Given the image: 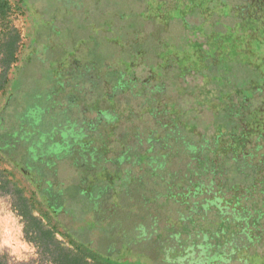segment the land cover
<instances>
[{"label":"rangeland","instance_id":"374dc122","mask_svg":"<svg viewBox=\"0 0 264 264\" xmlns=\"http://www.w3.org/2000/svg\"><path fill=\"white\" fill-rule=\"evenodd\" d=\"M209 1L211 5H207ZM7 2L11 12L8 15L6 29L13 30L19 39L16 52L18 62L5 72L7 81H10L12 77L13 79L6 92L8 102L5 112L0 114V118L3 116L6 129L11 132L24 128L44 135L38 134L32 137L35 133L31 134L26 140L28 143H22L23 146L17 152L21 154L22 150L26 153V149L32 147L34 155L39 154L38 163L55 162L61 171L60 179L64 181L60 186L72 195L77 192L76 184H74L77 177L66 172L67 165L63 163L65 158L77 166L95 167L89 169L90 172L93 171L89 180L90 195L95 194L96 188L104 183V166L107 170L111 169V174L115 172L113 169H119L121 174H117V182L112 183L114 191L111 190V194L118 195L116 201L121 205L119 204L117 213H113L116 205L111 202L106 210L100 209L98 214L109 222L110 217L115 216L112 220L121 221L124 233L128 230L129 235L126 237L130 239V231L138 238L147 234V227L143 230L144 223L148 224V221L149 223L152 221V218L151 220L147 218V213L150 217L158 214L156 210L146 208L144 200H147L149 204L155 203L157 209L167 208L166 211H173L168 214L169 222L176 221L175 225L184 230V235L192 237V239L184 240L186 242H180V246L196 244L199 239L202 244L200 249L192 250L190 254L185 255L183 260L177 262L179 264H196V262L208 264L205 262L216 255L223 260L220 250L224 251L228 246L222 248L221 245L229 239L228 237L234 240L236 252L242 247V251H239L237 256L246 259L247 264H264V231H261L260 237L257 238L254 237L253 232H249V235L254 238L252 241L246 239V235L239 228V226L243 228L244 223L234 220L233 215H236V212H232L231 207L224 205L222 201L216 204L225 213H220L213 206L204 209L199 206L197 209L200 213L196 216L192 215L194 216L192 220L186 222L178 220V216L188 217L186 205L189 203L187 202L193 200L198 205L202 201L198 197L187 200L182 194L166 197L167 186L172 187L175 182L178 186L187 181V177L193 178V176L186 171L188 176L184 181H179L180 171L177 170L176 165H173L172 169L168 168L175 174L171 176L172 178L161 170H157L159 177L153 176L151 168H156L158 148L155 144L157 141L153 142L149 151L146 147L148 141L141 140L142 142H138L136 148L127 153L128 160L123 159L120 163L116 159L119 158L120 149H124L125 146L120 148L114 142V139L118 137V140L122 139L125 133H133L131 126L139 125L137 121H134L129 126L126 117L130 118V113L122 109V105L129 103L130 100L135 99L137 103L141 102L132 114L140 117L147 110L156 108L158 117H161L160 122L172 128L180 125L183 128L182 124L194 117V112L178 110L170 102H157L156 96L161 97L174 87L177 75L180 78L185 76L183 92L193 90L191 93L197 98L200 97L196 93H202L200 99L206 106L202 112H208V106L214 102L210 128L213 132L220 131L219 143L223 146V149L217 153V157L220 158L222 153H225L224 146L236 147V139L240 138L239 126L243 123L240 114V98L249 95L251 87L249 80L256 81V85L264 80V18L252 14L249 9L242 14H237V8L227 0H20V3L18 0H7ZM200 12H203L201 13L203 15L196 17ZM253 26L255 28H249ZM8 33L6 31V34ZM1 65L0 62V74L4 70ZM14 66L18 67L15 76H13ZM241 74L250 79L238 78ZM124 76H126L125 81ZM212 79L216 86L205 89L203 87L198 91L197 88L191 89L192 84L200 82L203 84ZM257 87L261 88V86ZM50 90L53 92L49 96ZM107 94L118 98L117 109L119 110L117 113L114 110V113L120 120L116 124H114L116 118L112 110L104 109L114 104L107 99ZM127 94L134 97L129 98ZM4 100L5 93H0V107ZM99 107L101 109H97ZM33 108L43 110L39 122L29 114ZM103 112L109 117L105 119L104 116L101 117ZM97 114L100 116L99 120H95ZM66 121L72 130L71 140L62 138L60 134L65 129ZM88 121L95 123L97 129L88 128ZM256 122L258 125L254 124V126L257 132L264 127V118L259 117ZM139 128L142 127L139 126ZM108 130L111 131L113 142L110 138L106 139L109 137ZM225 131L233 133L235 137L228 138ZM99 132L104 142L106 141V145L114 143L109 145L111 148L105 154L103 150L101 153L98 149V143L86 146L84 143L89 136L90 140L98 142L97 133ZM141 133L143 134L144 130H141ZM48 134L49 136L54 134L53 138L50 139ZM137 137L131 136L127 147L136 144ZM28 139L33 140L32 143ZM53 143L63 147L69 146L71 154L64 151L60 145H57L53 152ZM169 144L170 153H174L173 145L171 149V143ZM145 148H147L146 154H143L141 150L144 152ZM176 154L183 159V153L178 145H176ZM213 155L215 156V153ZM109 157L113 160L98 162L100 158L102 160ZM174 157L176 158V155ZM194 169L196 170L197 167L195 166ZM214 169L217 170V167L214 166ZM2 170L12 172L13 184L28 194L30 188L20 175L0 160V172ZM199 173L201 177L206 175V179L214 176L205 169H201ZM243 173L246 175L245 172ZM43 174L45 175L44 172ZM217 185L220 190L227 192V186L224 183L221 182L223 188L220 184ZM261 188L264 189L263 185ZM10 189L11 186L2 187L0 183V258L2 262L4 264H52L49 254L45 253L37 243L28 240L24 222L14 210V200ZM177 193L180 192L177 191ZM244 193L250 197L258 195L256 188H248L244 190ZM99 195L101 196V193ZM174 199L182 201L179 206L172 203ZM206 199L212 200L209 196ZM162 203H164L163 207H160ZM253 207L258 211L264 210V204L254 199ZM73 209L76 215L72 229L81 235L79 228L90 219L89 213L88 211L84 213L83 205H75ZM159 213L163 214V212ZM112 214L115 215L109 216ZM227 214H231L232 217L226 216ZM163 216L159 218V226L166 221L168 223L166 215L163 214ZM255 222H258L255 228L264 230L263 222H260L261 224L259 220ZM138 226L143 228H137ZM151 226L150 224L149 227ZM219 229L225 236H217ZM155 231V236L158 235L161 243L159 248L155 249L157 254L160 256L176 254L178 247L176 252L172 253L166 245V236H168V244H174L176 240L173 236L169 238L170 229L159 227ZM252 231H255L253 227ZM95 234H98L96 230L90 229L84 231L81 237L92 238ZM203 234L205 235L202 236ZM108 235L110 236L111 233ZM58 240L61 238L58 237ZM259 242L260 245L256 250L254 244ZM207 243L209 246H206ZM122 245L123 242L120 244L123 248ZM135 250L139 248L136 247ZM144 251L150 253L151 249L146 248ZM186 251H189L188 248ZM201 258L204 263H200ZM218 262L234 264L233 260ZM212 263L215 264L216 261Z\"/></svg>","mask_w":264,"mask_h":264},{"label":"trees","instance_id":"16d2710c","mask_svg":"<svg viewBox=\"0 0 264 264\" xmlns=\"http://www.w3.org/2000/svg\"><path fill=\"white\" fill-rule=\"evenodd\" d=\"M18 1V3H20V0ZM227 1H231L233 4L232 6L237 8V14H242L249 9L252 14L259 15L261 18H264V0ZM209 4L211 5V1L207 3V5ZM10 12L7 0H0V62L2 64L1 66H3L2 68H4L3 72L0 74V93H5V100L0 107V114L5 112L6 104L8 102L6 92L13 79L12 77L10 81H7L5 72L18 62L16 52L18 50L19 39L13 30L8 28L6 29V25L8 24L7 19ZM201 13L203 12H200L196 17L200 15L202 16L203 14ZM259 20L261 21V19ZM245 28H255V26ZM6 31L9 33L6 34ZM247 31L249 32V30ZM212 65L214 66L215 64L213 63ZM14 67L16 71L18 67ZM15 71L13 76L17 74V71ZM125 77L126 76L123 78L124 81L126 80ZM184 77L182 76V78H180L176 75L175 78L177 79L175 80L174 87H172L170 91H166L163 96H156V98L157 102L172 103L178 110H186L188 112L192 111L194 112V117L189 118V121L185 122V124L183 123V128L181 125H178L179 127L177 128H172L163 124L162 121L160 122L161 117H158L159 114H157L156 108L147 110L146 113L140 115V117H137L136 114H132L135 107L141 102L137 103L135 99L134 101L128 99L130 100L129 103H124V105H122V109L127 110L130 113V118L126 117V119H128V124L130 126L134 121H137L139 125L138 127H130L131 129L133 128V133H125L123 138L119 140V137L114 139V142L118 147L121 148L122 146H125L124 149H120L121 153L118 156L119 158L116 160L118 163H120L123 159L128 160L129 156L127 153H129L133 148H136L137 143L142 142L141 140H143V142L144 140L148 141V143L146 142V147L149 151H151L154 144L153 142L157 141L155 144V147L158 148L157 161L155 162L156 168H151L153 170V176L159 177L157 170H161L164 173L169 174L170 177L174 176V172L169 170L170 168L172 169L173 165H176L177 170L180 171L178 176L179 181H184L186 176H188L186 171H189L191 176H193V178L187 177V181L182 182L178 186L175 185L176 182L173 183L172 187L167 186L166 197L182 194L187 200L189 198L194 199L198 197L202 201L198 205H196V202L193 200L187 202V204L189 203V205H186L188 208V217L178 216V220H183V222L192 220L194 216L199 215L200 212L197 209L199 206L202 209L213 206L217 208L220 213H225L224 211H221L219 206L216 204V202L222 201L224 205L231 207L232 212H236V215H233V219L238 223H244V227L242 228L239 226V228L246 235V239L252 241L254 237H260L261 231H264L263 228H261V230L255 228V225L258 224L255 220H259V223L263 222L262 224H264V210L258 211L253 207V199L255 201L262 202V205L264 204V189L261 188V185L264 187V127L256 132V128L254 126V124L258 125L256 120H259V117L264 118V80L263 82H260L259 85H256V81L249 80L248 83L251 86L249 95H246L248 97L244 96L240 98V114L242 115L241 119H243V123L239 126L241 131L239 132L240 138L236 139L237 146H224L225 153H222L223 155L218 158L217 153L223 149V146L219 143V138L221 136L220 131L213 132L210 128L212 124L211 116L213 108L215 107L213 104L214 102H211L208 106V112H202V109L206 108L204 103H202V99H200L202 97V93H196V95L200 97L197 98V96L195 97L191 93L193 90L183 92L185 88ZM239 77L241 79H250L249 77H244L243 74L239 75L238 78ZM206 82L207 83L204 82L203 84L202 82L195 83V85L192 84L191 89L197 88L198 91L203 89V87L205 89L210 88L213 85L216 86L213 79L207 80ZM257 86H261V88ZM52 92L53 91L50 90L49 96ZM110 94H107V99H110L115 105L113 104L112 107L110 106L104 109L106 110L109 108V110H112L113 113L114 110H116L117 113L119 110L117 109L118 98L116 96L113 98ZM131 97L133 98L134 96L129 95V98ZM193 97H195V99ZM97 109H101V107ZM97 109L96 111L101 112V110ZM42 111L43 110H39L38 108H33L30 110L29 114L30 116H34V119L39 122ZM116 113L113 114L114 118H116L114 124L120 120V118L116 116ZM101 114V117L104 116V119L109 117L106 116L104 112ZM99 117L100 116L97 114L95 120H99ZM109 120L112 119L109 118ZM218 121H220V119H218ZM221 122L223 123V120H221ZM4 124V118L2 116L0 118V160L20 175L22 180L30 188V191H28L27 194L22 188L16 184L14 185V181L12 182V177L14 176L12 172L9 171L7 172L2 170L0 172V183L2 184V187H8V185L11 186L10 194L13 196L14 210L24 222V229L26 230V235L29 237L28 240L30 242L37 243V245H39L45 253H48L52 264H179L177 262L183 260L185 253L188 254L185 251V246H180L179 243L186 242L184 240L192 239V237L184 235V230L175 225L176 223L174 222L176 221H173V223L169 222L168 214L173 211H166L167 208L157 209V205L155 206V203L149 204L147 203V200H144L143 203L146 205V208H152L156 210L158 214L154 217H150V214L147 213V218L149 220L152 218V221H150V223L148 221V224L144 223V228L142 226L137 227L143 228V230H146L147 227V234L138 238L132 234V231H130V239L126 237V235H129V231L127 230L124 233L121 221L117 222L116 220H112L115 218V214L109 215L114 216L113 218L110 217V222L98 214L100 209L101 211H103V208L106 210L108 204L111 202L116 205V209L113 213H117V208L119 204L121 205V203H117L116 201L118 195H115L114 193L111 194V190L114 191L112 183L115 181L117 182V174H121L119 169H113L115 172L114 174H111V169L107 170L104 166V183L96 188L95 194L90 195L91 193L88 190L90 186L89 180H91L93 171L90 172L89 169L95 167L82 165L77 166L75 163H72V161L70 162L69 159L67 160L65 158L63 163L65 166L67 165L66 172H68L69 175L73 174L77 177V181H74L77 192L73 195L69 194L65 189H62V186H60L61 182L63 183L64 181L60 179L61 171L59 167L56 166L55 162H45V164L44 162L38 163V161H40L39 154L34 155L35 152L32 147L26 149V153L22 152V150L21 154L17 152V150L20 151L19 149L23 146L22 143H28L26 141L28 136L35 133L32 137H36L39 133L24 128L11 132L6 129L7 126ZM67 124L68 121H66L65 129L62 130L60 134L62 138L71 140L72 130ZM88 125V128H96L95 123L89 122ZM139 126L142 128H139ZM141 130H144L143 134L141 133ZM108 132L107 136L109 137H106V139L110 138L113 142V137L110 133L111 131L108 130ZM225 133L228 138L235 137L231 132L225 131ZM50 135L51 136L48 134L47 136L50 139L53 138L52 136L54 134ZM97 135L99 136L98 142L90 140L91 137L89 136V139H87L89 143L87 140L84 141V143H86L85 146L98 143V149L101 150V153L103 150V154H105L108 150H110L111 146L109 147V145H111L112 142L106 145V141L104 142L100 132L97 133ZM58 136L60 135L58 134ZM131 136L134 138L138 136L136 138L137 142L136 144L127 147V143L131 141ZM18 140L20 142L17 143ZM32 141L33 140H30L29 142L32 143ZM169 143H171V149L173 145V151H175L174 153L176 158L174 157V153H170L171 150ZM52 145V151L54 152L56 150L55 147L60 144L53 143ZM176 145L179 146L181 153H183V159L176 154ZM61 147L64 148V151L70 153L71 149H69V146L66 145ZM147 148L144 149V152L141 150L143 154H146ZM214 153L215 156L213 155ZM130 156L132 155L130 154ZM107 160L112 161L113 159L109 157L101 160L100 158L98 162L101 161V163H104ZM207 165L208 167H206ZM195 166L197 167L196 170L194 169ZM214 166L217 167V170L214 169ZM46 168L51 170L49 171ZM245 168L248 169L245 170ZM201 169L211 172L214 176L208 179H206V175L201 177L199 173ZM243 172H245L246 175ZM125 174L128 176L127 173ZM220 181L227 186V192H223L219 189L217 184H220V187L223 188ZM248 188H256L258 195H251L250 197L248 194H245L244 190ZM177 191L180 193H177ZM100 193L101 196L99 195ZM208 196L211 197L212 200L208 201L206 199ZM203 200L204 202L206 201V204H204ZM181 202L174 199L172 203L179 206ZM184 203L186 204V202ZM163 204L164 203L159 206L163 207ZM75 205L85 206L84 213L87 211L89 213L90 219L88 221L86 220L83 225L81 224V227L79 228L81 235L72 229V224L73 221H75L76 215L73 209ZM253 209H255V211H253ZM159 212H163L168 219V223L166 221V223L162 224V226H159V218L164 216ZM106 216H108V214ZM226 216L232 217L231 214H227ZM183 222L180 223L184 224ZM150 224L152 225L151 227H149ZM159 227L169 228V238L172 236L176 238L174 244H168V236H166V245L169 250H172V253L176 252L177 247L179 248L177 253L173 254V256H160L155 251V249L159 248V245L161 244L159 242L158 235L155 236V230ZM252 227L255 231H252ZM90 229L96 230V233L98 234H95V236L93 235L94 237L92 238L81 237L83 236L84 231H89ZM249 232H253L254 237L249 235ZM109 233H111L110 236L108 235ZM204 235L205 234L202 236ZM217 236L223 237L225 234L219 229ZM58 237L61 238V240H58ZM228 238L229 239L221 245L223 246L222 248H226L228 246V248L224 249V251L223 249L220 250V255H223L222 257H224L223 260L219 255H216L211 256V258L205 263L213 264L212 262L214 260L216 261L215 264H219L218 261L224 262L225 260L227 262H231V260H233L234 264L248 263L246 259L237 256L238 252L242 251V247L238 249V252H236V244L234 240L230 237ZM121 242H123V248L120 247ZM260 242L259 244H254L256 246V250H258L257 246L260 245ZM201 246L202 244L200 243V239L196 244H189V253L192 250L200 249ZM206 246H209L208 243ZM136 247H138L139 250H135ZM146 248L151 249V252L146 253L144 251ZM201 262L204 263L202 258L200 260V263ZM197 263L198 262H196V264ZM0 264H4L1 258Z\"/></svg>","mask_w":264,"mask_h":264},{"label":"flooded vegetation","instance_id":"af4514ba","mask_svg":"<svg viewBox=\"0 0 264 264\" xmlns=\"http://www.w3.org/2000/svg\"><path fill=\"white\" fill-rule=\"evenodd\" d=\"M186 248H188V246H185V251H186ZM188 250L190 251L189 248H188ZM189 251H186V252H187L188 254H190ZM188 254L185 253V255H188Z\"/></svg>","mask_w":264,"mask_h":264}]
</instances>
